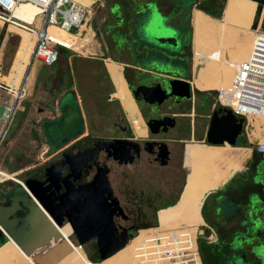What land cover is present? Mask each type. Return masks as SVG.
<instances>
[{
  "label": "water",
  "instance_id": "water-1",
  "mask_svg": "<svg viewBox=\"0 0 264 264\" xmlns=\"http://www.w3.org/2000/svg\"><path fill=\"white\" fill-rule=\"evenodd\" d=\"M255 3V10L250 31L264 30V16H261L264 0H249ZM188 11V10H187ZM169 23V22H168ZM167 29V30H166ZM167 27L155 29L149 26L147 34L155 41L170 43ZM160 81L165 87L160 86ZM176 85H180L179 91ZM134 101L147 105H159L164 100L189 98V85L171 78H142L134 86H127ZM166 120V121H165ZM172 118L150 113L145 126L149 131L172 126ZM167 122V123H166ZM51 128L59 139L51 144L59 149L76 136L81 127V115L78 105L72 107L57 119L42 123ZM244 120L230 113L227 108L214 104L209 116L202 145L234 147L243 134ZM138 150L134 142L122 139H103L88 137L62 151L58 160L47 164L42 170L29 176L23 185L9 182L0 189V240L5 244L10 241L25 257L54 237L61 223L68 224L75 240L79 244L95 241L99 260L121 249L133 235H127L128 227L139 228L128 222V217L121 209L110 186L108 176L110 168L107 160L116 165H129ZM166 149L162 157H166ZM102 155L104 156L102 159ZM163 164V163H161ZM255 187L245 196L242 215L227 216L229 208H217L225 212L223 224L241 227L243 232L234 234L230 245L238 248L251 244L252 235L264 231V173L257 171L249 178ZM245 213V215H244ZM205 236L208 231L204 230ZM246 236L240 238V236ZM130 236V237H129ZM2 244V245H3ZM67 239H60L39 257L34 264H57L71 251ZM264 264V245L254 249Z\"/></svg>",
  "mask_w": 264,
  "mask_h": 264
},
{
  "label": "rangeland",
  "instance_id": "rangeland-1",
  "mask_svg": "<svg viewBox=\"0 0 264 264\" xmlns=\"http://www.w3.org/2000/svg\"><path fill=\"white\" fill-rule=\"evenodd\" d=\"M116 1L117 0H97L96 4H94L92 7H89L90 12L89 14L85 13V15L89 16L87 26L88 28H90L92 34H90L88 28H86L88 32H83V35L79 38L83 40L85 44L82 50V58H74L73 61L70 60L71 64L69 67L66 68L65 75L63 74L65 80L62 86L57 87L59 83L57 76L62 73V71H60L62 68L50 70L48 73H46L47 77L49 75V77H51V79L53 80L51 83H48L45 86V89L42 90L43 92H41V96L44 98L45 95L46 99H44L46 101L48 99V102L50 103L54 102V100H57V97H60V92H62V94L69 92V97L72 99L74 95L77 96L76 99L78 101L80 110L84 115V131L93 136L94 138L122 137L124 135L118 131H115V128H117L118 126L127 125L123 115L120 112L121 107L119 105V102L114 97V87L110 82V79L104 67V61L111 60L118 64L117 65L112 63L114 67L113 70L118 73L121 72L118 69H122L121 64L128 63L130 59L128 52L121 51L118 49L116 51L114 49H109L112 45V42L119 40V43H121L122 41L121 38H117V36L112 33V30L109 29V27L114 24L115 19L113 13H117L119 10L118 4L113 3ZM124 3L126 4V8H128L127 14L130 18L124 23L121 21L122 25L118 28V30L125 33L128 39L135 34L137 40L141 41L144 44L152 45L164 51H177L179 50V34L177 32V27L179 25H181L179 27H188L190 40L187 46L188 48L186 50L188 52V59L190 61V64H193L197 72V69H199L200 65L195 64L194 61L195 56H193L192 43L195 44L196 42L193 41L192 28L190 25L191 9H194V7H189L190 10H188L186 14H184L183 16L180 15L179 18L175 19L173 18V15H175L174 8H172L171 4L166 2H157V7L159 10L155 6L154 0H124ZM108 11L111 13H109ZM123 11L124 10H122V12ZM26 12L30 13V10L27 9ZM24 13L25 11H22V15L26 17ZM198 13H200V11H198ZM122 14V17H124L125 14ZM88 16H86V18ZM117 16H120L119 12ZM137 18H139V22H136ZM223 18L224 9L222 10L221 18L217 21H222V24L224 23L227 25ZM135 22L136 25L133 29L132 23ZM123 24L125 27H122ZM149 26L155 28L156 30L167 27L169 29L167 32L169 35L170 43H166L163 41H155L150 38V36L147 34V28ZM249 27L247 29H244L240 25H237L235 23H232L229 27L224 26L222 31L226 39L222 41L219 48L215 49L216 51H218L217 59L223 60L232 58L236 59V62L240 59L244 60V58H246L247 56V51H249L250 41L253 36V33L249 30ZM74 31L75 30H73V32ZM53 36V38L57 39L56 41H58V43L69 48L71 47L75 51H78L77 45L81 43L80 41L78 42L75 38L66 36L64 33L61 32H58L57 34L55 33L53 34ZM216 39L218 40V34L216 36ZM126 42L129 41L126 40ZM122 46V49H125V46L127 45ZM241 52L242 55H239L241 54ZM153 60L154 59L148 57H143V59L141 58L139 63H143L148 68L151 66H156L158 69L164 67V65H162L161 63L159 64L158 61ZM107 63H110V61L105 62V64ZM59 64L64 66L62 59H59ZM42 67L37 63V61H32V67H30V72H32L33 74L36 68L41 69ZM40 71L41 70H38L37 72L39 73ZM142 74L146 75L145 72H143ZM221 79L223 82L227 83V85L229 84V82L225 81L226 79L223 75H221ZM198 81L202 84V81L199 79V77ZM227 85H225V87ZM57 88L60 89L57 90ZM211 92L212 93L210 95L213 97V100H215L217 96V91L213 90ZM50 93L52 98H50ZM43 98L38 100L39 103H46ZM17 109L18 107L16 106L12 120L6 127L5 135L0 140V181L9 183L11 179H17L19 181L21 179L20 182L23 184L29 176L42 170L47 164L58 160L61 156V151L64 148H69L71 143L74 141H71L63 147H60L56 152L55 150H51L48 147L46 140L44 139L40 124L38 122H34L33 118L36 115L35 112H32V119L30 122L18 125V123L20 122V116L18 114ZM205 110V114H207L211 110V107L208 106ZM1 112L2 107L0 106V116ZM56 116L59 115L57 114ZM56 118L57 117H55V119ZM260 118L261 117L255 118V121L264 125L263 120H261ZM254 126L257 127L258 123L254 124ZM2 127L3 126L0 124V129ZM226 149L232 148L226 147ZM234 153L237 154L236 152H233V154ZM108 165L110 168L108 180L115 197L117 198V200L120 201V205L124 207V213L128 217V222L126 224H129L130 222L133 226L138 227V230H145L153 227V225L152 227L142 225V219L139 217L140 211L162 209L165 208L166 205L174 204L177 199L180 200L181 195L179 196V187L181 182V174L180 176L178 175L180 178V180H178L179 186L177 187L178 193L173 194L168 202L162 203L159 199L149 202L146 199L149 194L151 195V190L158 191L160 195L164 196L165 199H168L166 196L170 191L168 189L166 179L170 180L172 178L171 166L161 170V177L164 180L156 182V178H154L150 180L155 181L153 186H146L148 181H144V175H146V178L150 176L149 173L151 172H149V170H146V168H142L140 165H138L136 168L127 166L119 167V165L112 163H109ZM4 170H12V172H15L14 174L16 176H12L11 174H5L7 172H5ZM173 173L176 176L177 172L173 171ZM128 178H131L130 185L125 184L127 183L126 181L128 180ZM1 182L0 186L3 185ZM175 182H177V176ZM202 185L203 181L199 177L197 181V191L199 194L202 191ZM173 187L176 188V183H174ZM179 200H177V202ZM207 212L208 205H205L203 208V213L205 214ZM169 214L170 212L167 214V216ZM149 220L152 221V224H156V219L154 217L149 218ZM62 225H64V223H61V226ZM156 225H158V223ZM177 227L178 226H174L173 228ZM173 228H165L160 231L166 232L170 231ZM67 236L71 244L81 246L82 254L84 255L85 259L89 261L86 256L93 255L92 249L93 244H95V241L91 240L87 243L79 244L75 240L72 232ZM129 242L130 241H128L125 245H127Z\"/></svg>",
  "mask_w": 264,
  "mask_h": 264
},
{
  "label": "flooded vegetation",
  "instance_id": "flooded-vegetation-1",
  "mask_svg": "<svg viewBox=\"0 0 264 264\" xmlns=\"http://www.w3.org/2000/svg\"><path fill=\"white\" fill-rule=\"evenodd\" d=\"M190 24L191 26H193V18L191 19ZM222 25L226 24L213 21L211 30L200 28L192 35L193 40L199 44L202 52L211 59V62L207 65L199 63L196 59L195 51H193V56H195V64L204 66L200 69L199 73V69H197L195 79L193 81L196 89L199 91H218L223 89V81L221 79V75H223L222 59H217L218 51L215 50L221 45L219 34ZM178 27L177 32L179 34V50L164 51L155 47L158 50L159 57L157 59L150 57L151 59H154L153 61L156 60L159 62V64L161 63L162 65H164L163 68L158 69L156 66H151L153 68L137 67L136 63H134L133 61L132 54H129V62L122 63L121 70L120 68H118L121 72L117 73L113 70V62L110 61V63L105 64L106 71L111 79L110 82L115 89L114 97L119 102V105L121 107L120 112L123 115L127 125L118 126L117 128H115V131H118L124 135L122 137L100 138L108 140L122 139L135 143L138 152L134 155L132 163L129 165H119V167L127 166L136 168L138 165H140L142 168H146V170H149V172L151 171L149 173L150 176L145 178L146 175H144V181H148L146 186H153L155 181L150 180L154 178H156V182L164 180L161 177V170L168 168L169 166L172 167V178L170 180L166 179L167 186L170 191L166 196L168 199H165V197L160 195L158 191L151 190V195L149 194L146 197L149 202L158 199L162 203L168 202L173 194L178 193V180H180L179 176L181 174L179 193V196L181 195L180 200L178 199V202L176 201L174 204H169L162 209L140 211L139 217L142 219V225L149 224V226H152L156 225L157 223L159 225L158 216L161 215L164 220L162 224L159 225L160 229H162L163 227L173 228L174 226H184L190 227L194 230L197 224L194 221V217L196 216V214L193 212H195V209L197 208V206H199L197 208V215L201 224L202 215L200 205L203 197L211 191L207 184L204 166L198 159V147H200L199 154L201 156V159L205 164L207 173L209 174L214 185H217L221 180H223L230 170L241 169L242 161L245 158V151L243 149H226V147H209L199 144L202 140H204L205 131L203 130L200 133V140L198 141L199 143L194 142L188 144L197 137L198 127L203 128L201 122L205 121V119L209 120L211 112H209L207 115H201L199 112L201 111L202 107V110L206 109L205 103L207 100H210L211 96H209L208 94L197 93V91L191 84L192 64H190V61L188 59V52L186 50L188 48L186 35L185 33H183L182 35L180 31H178ZM217 34L218 40L216 39ZM212 38H214V42L212 41ZM143 72H145L146 75L142 74ZM121 75L124 81H122ZM145 77L152 79L157 77L182 80L189 85L190 96L187 99L171 97L167 100H164L159 105H147L141 101H134L133 99H131V96L127 90V86H134L140 79ZM198 77L202 81V84L198 81ZM203 84L205 87L203 86ZM160 86L164 88L165 84L160 81ZM176 87L179 91H181L180 85H176ZM69 94V92L65 93L61 95L56 101L50 103V105L48 106L49 112L51 114L63 115L72 107L76 106L77 104L75 102H73L72 100H67L69 98ZM126 99L127 102L125 104V107H123L121 102L124 103ZM79 111L81 115V127L76 136L72 137L61 147L70 143L71 141L74 142L71 143L70 147L88 137L94 138L84 131V115L80 109ZM150 113H154L155 115L161 117L172 118V120L170 121L172 123V126L167 127V125H165L164 127L161 126L157 129L155 128L152 129V131H149L145 126V123L147 122V117ZM260 119L262 120V118ZM49 122L51 121H47V123ZM42 123L40 124V128L44 139L46 140V143L50 148L49 142H51V144H56L59 141V137L51 128L47 127V125H45V134L41 127ZM65 149L67 148H64L62 151H64ZM165 149L167 151L166 157H162ZM233 152H236L237 154H233ZM103 157L104 156L102 155V159H104ZM106 161H109L108 164H115L110 159H106ZM250 166L252 167V165ZM173 171L177 172V182H175L176 176ZM199 177L203 181V185L201 187L202 191L200 192V194L197 191V181ZM128 180L126 181L127 183H125L126 185H130L131 183V178H128ZM15 181L20 182L21 179L20 181L17 179ZM174 183H176V188L173 187ZM2 186H0V189ZM260 196L261 199H264V191L260 192ZM118 203L120 205L119 200ZM244 204L245 202L242 203V206ZM120 207L124 211V207H122L121 205ZM169 212L170 215L167 216ZM228 213H231V210ZM238 213L239 211H237L235 215H237ZM151 217H154L156 219V224L151 223L152 221L149 220V218ZM59 228L66 235H69L71 233V229L68 224L62 225ZM150 230L154 229L140 230L139 233L142 235ZM135 231L136 230H134V228L130 226L128 227L127 235H133ZM234 237H236V235H224L220 230H218L215 232V234H213L210 243L207 245L211 246L210 250L212 252L220 253V257L225 264H262L261 257L258 254L254 253V249L256 247H259L260 245H264L263 230H260L256 233V235L251 236V238H253L251 244H243L238 248H233L230 245L231 238ZM243 237L246 236H240V238ZM132 249L133 244H131L130 241L114 255L102 260L99 264H120L124 261L125 258L133 259ZM57 264H89V262L85 259L81 251L74 248V250L68 256H66Z\"/></svg>",
  "mask_w": 264,
  "mask_h": 264
},
{
  "label": "built area",
  "instance_id": "built-area-1",
  "mask_svg": "<svg viewBox=\"0 0 264 264\" xmlns=\"http://www.w3.org/2000/svg\"><path fill=\"white\" fill-rule=\"evenodd\" d=\"M20 5H31L36 9L29 22L13 15L16 7ZM86 12L87 8L73 0H0V24L11 26L33 39L30 59L26 63L27 70L32 61H38L44 66L55 64L58 59V46L50 40L46 30L55 28L64 33H73L83 23ZM37 19L40 20V25L34 27ZM251 32L253 36L245 60L234 64L231 81L225 89L217 91L215 99L216 104L244 120V129L251 120L264 118V32ZM27 77V73H24L16 87L0 84V90L10 98L9 103L2 106L0 124L3 127L0 129V140L5 135L18 101L25 96L24 85ZM253 149L256 154L263 156L264 142H255ZM202 227L197 225L193 230L178 226L161 232L165 228L160 229L159 225H155L149 228L154 230L142 235L137 230L129 239L133 244L132 253L136 264H202L197 244L199 240L209 244L213 237L211 230H207L209 234L205 236ZM69 244L71 249L82 251L80 245Z\"/></svg>",
  "mask_w": 264,
  "mask_h": 264
},
{
  "label": "crops",
  "instance_id": "crops-1",
  "mask_svg": "<svg viewBox=\"0 0 264 264\" xmlns=\"http://www.w3.org/2000/svg\"><path fill=\"white\" fill-rule=\"evenodd\" d=\"M73 1L78 3L79 5L87 8L86 13H88V14L90 12L89 7H92L97 2V0H73ZM158 1H162L164 3L166 2V3L171 4L172 8H174V11H175L174 12L175 15H173L174 16L173 18H175V19L179 18L180 15L183 16L184 14H186L188 12L187 10H190V8H188V6L183 5L182 2L179 0H158ZM158 1H156V3H155L156 7H157ZM191 7L193 8L194 6H191ZM157 9H158V7H157ZM223 9L225 10L224 5H223ZM109 13H111V12H109ZM197 13H198V10H196L195 8L191 9L190 23H191V19L193 18V26H191L192 35L194 32H196V31H194V22H195V16L197 15ZM225 13H226V10L224 12V17H225ZM86 16H88V15H84L83 23L81 24V25H83V27L80 25L81 27L79 26L78 29L75 30L73 33H64L66 36L73 37L78 42L79 41L81 42L79 45H77L78 51L73 50L71 47L70 48L66 47V46L58 43V41H53L55 43V45L58 46V59H57L56 63L49 67V66H44L40 62L37 61V63L41 67L42 66H44V67H42L41 69L36 68L34 70L33 74H32V72H30L31 71L30 67H32V63H31V66L29 67L28 70L26 67V63L30 59V54H31L32 46H33V39L29 35L23 33L22 31H19V30L15 29L11 26L0 24V84L5 85V86L16 87L20 84L24 73L25 74L27 73V76H29V78L27 77V81L25 82V85H24L25 96L23 99L18 101V103L16 105L18 107L17 110H18V114L20 116V122L18 123V125L22 124V123L26 124L27 122H30L32 119L31 118L32 112H35V114H36L33 118L34 122L35 123L38 122L39 124H41L42 122H45V121H52L55 119V117H59V116H56L57 114H51L49 112L48 106L50 105V102H48V99H47V101L45 100L46 99L45 95H44L45 99L41 96V94H42L41 92H43L42 90L45 89V86L48 83H51L53 80V79H51V77H49V75L47 77L46 73H48L50 70L62 68L60 70V71H62V73L57 76L58 81H59L57 87L62 86L64 83V80H65L63 74L65 75L66 68L70 66V64H71L70 60L73 61L74 58H82L81 57V56H83L82 50H83L85 44H84V41L79 39V38H80V36L83 35V32L87 33L88 30H89L90 34H92L90 28H88V26H87L88 25L87 21H89V16L87 18H86ZM203 16L208 17L205 14ZM261 16H264V7L262 8ZM208 18L215 21V22H218L215 19H212L210 17H208ZM219 23H222V21ZM39 25H40V20L37 19V23H35L34 27H38ZM227 25L230 26V24H227ZM86 28H88V30H86ZM49 29L53 30L52 33L55 32L57 34V32H56V31H58L57 29L48 28L46 30L47 35L49 34ZM53 39L57 40L55 38H53ZM50 40L52 41V38H50ZM195 44L192 43L193 51H194ZM59 59L63 60L64 66L59 64ZM106 61H111V60H106ZM106 61H104L105 70H106V66H105ZM111 62H113V61H111ZM210 62H211V59L208 57V63H210ZM113 63H115V62H113ZM115 64H117V63H115ZM202 67H204V66L201 65L199 67V71ZM38 70H41V71L38 73L37 72ZM106 73H107V71H106ZM40 74H41V76H40ZM107 75H108V73H107ZM195 75H196V70L192 64V78H191L192 86L195 88L197 93L208 94L209 96H211L210 94L212 93L211 91H213V90L199 91L196 89V87L193 83V81L195 79ZM108 77H109V75H108ZM30 78H31V81H30ZM121 78H122V81H124L122 75H121ZM109 79H110V77H109ZM26 83H27V85H26ZM58 89H60V88H57V90ZM114 91H115V89H114ZM60 93H61V94H59L60 96L63 95L62 92H60ZM76 97L77 96L74 95L73 99L69 97L67 100L68 101L75 100L73 102L76 103V101H77ZM41 98H43V100L46 101V103H41V102L39 103L38 100ZM50 98H52L51 93H50ZM57 99H58V97H57ZM9 100H10L9 96L4 91L0 90V106L2 107L3 105L8 104ZM54 101H56V100H54ZM126 102H127V99L124 103L121 102L123 107H125ZM205 104H206V107H208V106L211 107V110L209 111V112H211L213 105L215 104V100H213V97L211 96L210 100H207ZM77 105H78V108L80 109L78 101H77ZM202 108H201V111L199 113L201 115H207L209 112L207 114H205L206 110H202ZM1 115H2V112H1ZM256 123H258L257 127L254 126V124H256ZM201 125H203V128L198 127L197 137L193 141L189 142L188 144L194 143V142L199 143L198 141L200 140V133L202 132V130L203 131L206 130V127L208 125V120L205 119V121L201 122ZM255 142H264V125H262L259 122H256L255 119H253L249 122V124H247L245 129L243 128V134L238 139V142L236 143V145L234 147L229 146L232 149H243L245 151L244 152L245 158L242 161L241 169L230 170L228 172V174L226 175V177L223 180H221L217 185H214L212 183V180H211L209 174L207 173L205 164L203 163L201 156L199 154L200 147H198V151H197L198 159H199L200 163H202V165L204 166V171L206 173V178H207V184H208V187L211 189V191L208 192V194H206L203 197L201 205L199 204L201 207V215H202L201 224H200V221H199V218L197 215V212H198L197 208L199 206H197V208L195 209V212H193L196 214V216L198 218L199 224L198 223H196V224L203 226L202 227L203 230H211L213 234H215L216 231L220 230L221 233L224 235H234V234H240L243 232L241 227H238V226L232 225V224L227 226L224 229L220 228V225L223 224V221H224L223 219H224L226 214H225V212H222L221 210L219 213H216V209L217 208L223 209V207L229 208L228 212L231 210V213H228L227 216H234L235 213H237V211H239V213L237 215H242V212L244 211V205L242 206V203L245 202L244 196H243L244 195L243 190L245 188L248 189V192L255 190V187L251 186V183L249 182V178L252 177L255 174V172H257V171H263V173H264V159H263L264 155L263 156L258 155L254 152L253 147H254ZM224 145H226V144H223L221 146H213V145H205V146L223 147ZM46 149H47V147H46ZM50 149L53 151L55 150V152L58 150V149H53L52 147H50ZM44 152H46V151H44ZM250 165H252V167ZM258 165H261V166H258ZM5 172H7V173H5ZM5 172H3V173L11 174V175L15 173V172H12V170L5 171ZM179 193H180V187H179ZM205 205H208V212L204 214L203 208ZM244 215H245V213H244ZM196 220L197 219L194 217L195 222H196ZM153 226H155V225H153ZM1 246L2 247L0 248V264H32L29 261V259L27 257L23 256L10 241L4 245H1Z\"/></svg>",
  "mask_w": 264,
  "mask_h": 264
},
{
  "label": "trees",
  "instance_id": "trees-1",
  "mask_svg": "<svg viewBox=\"0 0 264 264\" xmlns=\"http://www.w3.org/2000/svg\"><path fill=\"white\" fill-rule=\"evenodd\" d=\"M155 3L158 0H154ZM182 2L183 5H186L189 7L194 6V8L198 11H200V15H207L208 17L215 19V20H219L222 16V10H223V5L225 3V0H179ZM118 4L119 6V14L120 16H117V13H114V24L111 25L109 27L110 30H112V33L114 35L117 36V38H121L122 41L121 43H119V40L112 42V45L110 46L109 49H114L115 51L121 50V51H125L128 52L129 54H132L133 56V61L134 63H136L137 67H141V68H148L147 66H145L143 63H139V61L141 60V58L143 59V57H153L155 59H157L158 56V50L154 49L155 47H152L148 44H144L141 41L137 40V37L135 36V34L131 37V38H127L126 34L123 33L122 31L118 30V28L122 25L121 21L124 23L126 22V20H128L130 17L127 14L128 13V8H126V4L124 3V0H117L116 2H113ZM129 6V5H128ZM122 10H124L122 12ZM122 13L125 14L124 17H122ZM136 14V13H135ZM139 18H137L136 22L138 21ZM135 23H132V28L134 29ZM121 23V24H120ZM122 27H125L124 24ZM108 29V30H109ZM178 31H180V33L183 35V33H185L186 35V41L187 44L189 43L190 40V35H189V29L188 27H178ZM111 33V34H112ZM129 41V42H126ZM122 45H127L125 46V49H122ZM194 51H195V55H196V59L199 63L202 64H208V56H206L200 49L199 45L196 43L195 47H194ZM104 59V57H103ZM102 60V59H101ZM263 122H264V118H262ZM245 190V191H244ZM243 190V194L248 193V189L245 188ZM146 226H149L146 224ZM131 236V235H130ZM129 236V237H130ZM3 240H0V246L3 244ZM198 247V251H199V255L202 261V264H225L222 260V258L220 257V253H216V252H212L210 250L211 246L205 244L203 241H199L197 244ZM92 254L93 255H87V259L89 260V264H99L101 261L99 260L98 257V252L96 249L95 244H93V249H92ZM98 261V262H97Z\"/></svg>",
  "mask_w": 264,
  "mask_h": 264
},
{
  "label": "bare ground",
  "instance_id": "bare-ground-1",
  "mask_svg": "<svg viewBox=\"0 0 264 264\" xmlns=\"http://www.w3.org/2000/svg\"><path fill=\"white\" fill-rule=\"evenodd\" d=\"M224 7H225V10H226V13H225V17L223 18V20L227 24L231 25L232 23H235L237 25H240L244 29H247L249 27V25L251 24L252 18H253V14H254V10H255V3H253V2H251L249 0H226L225 3H224ZM27 9L30 10V13H27L28 11L26 12ZM225 10H224V12H225ZM22 11H25L24 14L26 15V17L24 15H22ZM35 13H36V9L34 7H32L31 5H20V6L16 7V9L13 12V15L15 17H18V18L24 20V21L29 22ZM212 22H213V20L209 19L208 17H204L203 15L197 14L195 16L194 31H197L200 28L211 30L212 29V26H211ZM224 26L225 27H229L227 25H222L221 26V31H220V34H219V40H220L221 43H222L223 40L226 39L225 36H224V33L222 31ZM52 31H53L52 29H49V34H48L49 38H52V41H56V40L53 39V37H54L53 34H55V32L52 33ZM56 32L58 33V32H61V31L58 30ZM61 33H64V32H61ZM213 39L214 38H212V41L214 42ZM246 54H248V53H246ZM239 55H242V52ZM239 55H238V57H239ZM244 60H245V58H244ZM240 61H243V59H240L237 62H236V59H232V58H231V60L230 59H223L222 60V73H223L224 78L226 79V80L224 79L226 82H230L231 81V78H232V75H233V72H234V64H236V63H238ZM225 85H227V83L223 82V89H225L228 86L227 85L225 87ZM223 89H221L219 91H222ZM209 147H213V146H209ZM223 147H229V146L224 145ZM10 181L16 182V183H21V182L12 180V179ZM2 183L5 184V182H2ZM195 218L197 219L195 223H198L197 216H195ZM158 220H159V225H160V224H162L164 218L161 215H159L158 216ZM60 239H67L68 240V236L59 227H57L56 235L54 237H52L51 239H49L46 243L42 244L39 248H37L34 252H32L27 258L29 259V261L32 264H34L33 263V259H35V258L39 257L40 255H42L49 248H51L53 245H55V243L57 241H59ZM8 242H6V243H8ZM1 247L2 246H0V248ZM73 250H74V248L70 251V253ZM119 250H117V251H119ZM116 252H114L110 256L114 255ZM69 254H67L66 256H68ZM110 256H108V257H110ZM108 257H106V258H108ZM106 258H104V259H106ZM70 263H71V261H70ZM120 264H136V262L132 258H125L124 261L122 263H120Z\"/></svg>",
  "mask_w": 264,
  "mask_h": 264
}]
</instances>
